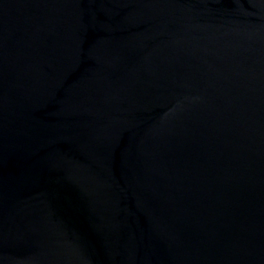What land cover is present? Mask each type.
Masks as SVG:
<instances>
[{
  "label": "water",
  "instance_id": "1",
  "mask_svg": "<svg viewBox=\"0 0 264 264\" xmlns=\"http://www.w3.org/2000/svg\"><path fill=\"white\" fill-rule=\"evenodd\" d=\"M0 264H264V0H0Z\"/></svg>",
  "mask_w": 264,
  "mask_h": 264
}]
</instances>
